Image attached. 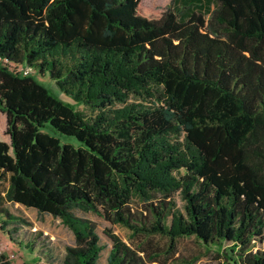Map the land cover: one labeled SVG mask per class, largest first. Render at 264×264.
<instances>
[{
	"label": "trees",
	"instance_id": "trees-1",
	"mask_svg": "<svg viewBox=\"0 0 264 264\" xmlns=\"http://www.w3.org/2000/svg\"><path fill=\"white\" fill-rule=\"evenodd\" d=\"M217 3L180 19L141 0H0V214L61 218V264H100L89 212L130 232L104 229L107 264H193L185 236L264 264V0Z\"/></svg>",
	"mask_w": 264,
	"mask_h": 264
},
{
	"label": "rangeland",
	"instance_id": "rangeland-1",
	"mask_svg": "<svg viewBox=\"0 0 264 264\" xmlns=\"http://www.w3.org/2000/svg\"><path fill=\"white\" fill-rule=\"evenodd\" d=\"M141 4L144 9L150 11L172 10L180 19L186 18L191 12H200L204 14L206 19H209L218 3L217 0H141ZM38 79L49 86L54 93L59 95L56 84L49 78V76L38 77ZM60 97L64 100L74 102L63 93L60 94ZM78 107L86 110L84 105ZM52 133L60 137L62 143H73L76 146L80 145V142L74 136L62 135L55 132ZM176 202L178 207L184 211V201L178 195H176ZM27 215L33 220L32 231H36L39 226L48 230L44 233L46 236L44 235L41 238L42 241L40 246L35 248L32 252L31 264H61L66 252V246L73 245L75 242L73 232L62 222L61 218L53 217L50 214L40 215L37 210L33 208L27 209ZM85 215L95 220L98 224V232L101 236V242L106 246L100 259V264H105L111 247V241L104 234V229L111 228L124 240L129 239L130 232L128 229L120 225H112L110 222L93 212H89ZM154 239L161 246H167V238L155 236ZM176 246L178 250L176 256L180 255L182 258L184 257L188 259L198 258L193 264H223L221 250L217 246H206L195 236H185L177 239ZM8 248L9 245L7 244L6 249ZM16 258L20 259V261L23 260V256L20 254L19 257L17 256ZM16 258L13 260H16Z\"/></svg>",
	"mask_w": 264,
	"mask_h": 264
},
{
	"label": "crops",
	"instance_id": "crops-1",
	"mask_svg": "<svg viewBox=\"0 0 264 264\" xmlns=\"http://www.w3.org/2000/svg\"><path fill=\"white\" fill-rule=\"evenodd\" d=\"M6 129L7 115L0 109V139L10 142ZM6 206L12 214L31 223H23L21 220H16L15 218L7 219L5 215L0 214V241L2 244L9 245V248L0 255L3 254L9 259L11 254H16L18 257L20 254L23 256V262L17 258L16 260L9 259L11 264H31L33 252L30 247L32 232L43 231L45 233L48 230L39 226L36 231H32L33 220L27 215V209L30 207L15 202H7ZM105 264H107V261Z\"/></svg>",
	"mask_w": 264,
	"mask_h": 264
},
{
	"label": "built area",
	"instance_id": "built-area-1",
	"mask_svg": "<svg viewBox=\"0 0 264 264\" xmlns=\"http://www.w3.org/2000/svg\"><path fill=\"white\" fill-rule=\"evenodd\" d=\"M19 71H22L23 73L25 74H29V73H32L33 72V69L31 67H20L18 68ZM6 251V245L2 244L1 241H0V254L2 252ZM16 254H11L10 255V258L9 259H14L16 258Z\"/></svg>",
	"mask_w": 264,
	"mask_h": 264
}]
</instances>
